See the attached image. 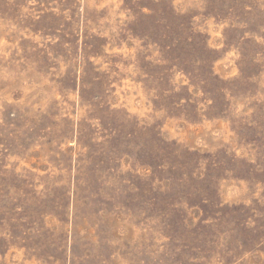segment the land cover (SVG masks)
<instances>
[{
	"label": "rangeland",
	"instance_id": "rangeland-1",
	"mask_svg": "<svg viewBox=\"0 0 264 264\" xmlns=\"http://www.w3.org/2000/svg\"><path fill=\"white\" fill-rule=\"evenodd\" d=\"M0 264H264V0H0Z\"/></svg>",
	"mask_w": 264,
	"mask_h": 264
}]
</instances>
